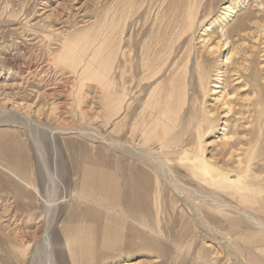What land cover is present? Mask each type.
I'll list each match as a JSON object with an SVG mask.
<instances>
[{"label":"rangeland","instance_id":"1","mask_svg":"<svg viewBox=\"0 0 264 264\" xmlns=\"http://www.w3.org/2000/svg\"><path fill=\"white\" fill-rule=\"evenodd\" d=\"M135 1H140L142 9L151 8V12L145 11L139 24L132 26L130 21L121 25L126 18L130 19L129 14H124L127 10L120 9L124 0H0V264H31L30 254L38 240L34 231L43 220L45 208L52 217L48 240L60 264H65L67 259L64 250L59 254L66 232L79 237L83 233L84 239L79 244L90 247L93 255L90 260L95 264H264L261 240L264 231L244 220L236 225L228 218L235 216L229 210L235 203L228 194L231 189L224 188L229 191L225 193L222 188H211L201 178L188 173L183 166L187 159L179 158L181 151L196 148L195 118L190 124L187 115L178 118L179 124L170 132L171 136L176 131L172 135L174 140L171 137V141L161 143L149 134L148 120L155 111L149 115L148 110L142 111L139 106L132 114H108L103 105L102 85L98 82H85L81 101L74 102L75 75L66 66L67 60L62 59L64 53L74 50L84 55L87 51L79 59L76 57L87 60L94 51L103 50L108 44L115 53L119 37L126 40L133 28L134 36L140 35L148 24L151 26L155 8L152 10L153 0ZM232 4L236 13L222 21L226 14L224 7ZM107 10L112 23L108 37ZM202 11V15L210 12L207 23L203 24L212 28L205 31L206 36L200 35L202 26L197 29L194 37L199 50L202 43L197 37L219 35L227 27L246 21L245 28L236 31L241 36L232 37L231 45L226 44L213 55L212 74L218 76L211 75L210 91L203 102L204 110L213 111L216 107L217 120L213 128L201 130L203 155L217 165H223L225 160L231 167L235 158L241 156V153L234 156L236 152L246 151L249 144L260 146L255 155L264 172V0H206ZM232 47L239 53L234 67L247 77L246 81L239 78L229 86L243 88L246 82L250 87L235 99V109L226 113L221 102L215 101L220 93H212V78L219 77L221 87L217 89L225 90L220 79L224 75V58ZM100 57L103 58L101 54ZM116 63L115 59L111 69L114 83L125 73L118 71ZM25 65L31 67V73L26 72ZM227 68L228 77L232 69ZM137 73L140 75L136 74L135 82H144L148 73L143 70ZM164 77L157 79L162 86L168 82ZM195 82L185 86L178 82V89L166 88L164 95L174 91L172 98L189 97L188 104L199 109L203 105L199 104L201 97L194 99L200 95ZM257 82H263L259 84L261 87ZM124 84L128 89L130 79ZM121 88L118 85L116 91ZM234 88L224 93L230 96L238 90ZM163 92L153 95L152 100ZM142 98L138 103L141 104ZM12 105L15 110L8 114H15L13 118L3 112ZM180 106L177 102V110ZM237 109L244 113L243 120L238 119L241 115L235 113ZM223 114L226 116L222 117ZM131 123H135L132 131ZM224 132L232 135V140L239 138L234 145L240 149L229 160L227 155H221ZM132 145L147 149L165 161L173 180L166 173L154 172L140 156L138 159L127 152ZM259 170L256 174H262ZM235 177L230 175L231 179ZM252 189L254 193L259 191V187ZM262 193L255 197L258 206L263 202ZM251 206L256 207L254 203ZM259 217L264 220V216ZM253 232L259 234L257 239ZM113 252H119L121 258L111 262ZM84 260H89V255Z\"/></svg>","mask_w":264,"mask_h":264},{"label":"bare ground","instance_id":"2","mask_svg":"<svg viewBox=\"0 0 264 264\" xmlns=\"http://www.w3.org/2000/svg\"><path fill=\"white\" fill-rule=\"evenodd\" d=\"M205 2L206 0H161L158 3V2H155V0H153L152 4L154 6L152 7V10H154L155 8V12L152 13L153 22L151 21V26H149L148 24V26L145 27L144 30L141 31L140 35L138 33L135 36H134L135 28H133L131 34L128 36L126 40H124L123 37H119L120 43L118 44L115 53H113L111 45L108 44V46L104 47L105 49L104 48L103 50L101 49L102 51L100 49H99L100 51H94L93 52L94 54L92 53V55L89 56L87 60H83V59L78 60L79 59L78 56L79 57H81L80 55L84 56L87 53V51L86 53L84 51V55H83L82 54L83 52L76 51L75 53L74 50L72 49H70L72 51L65 52L64 58L62 59L65 61L67 60L66 66L69 67L75 75V79L72 82L73 87H74V90H73L74 94L72 93L74 95V102L76 101V103L77 102L79 103V101H81V97L83 95L81 90L83 89L82 87L85 82H89V81H95V83L98 82L99 85L100 84L102 85L101 91L103 94V105L105 106V110L107 111L108 114H119L121 112H125V113L130 112V114H132L135 110L139 108V106L141 107L142 111L144 109L148 110L149 115H151L155 111L156 114L154 113L155 115L153 117L151 116V118L148 120L150 123L149 134L151 135L152 138L159 140L161 143L166 142V141H171L169 138H171L172 135L176 131L171 136H170V132H172L171 130L173 127H176V124H179L177 121L178 118L185 117L187 115L188 116L187 119H189V124L192 121V119L195 118L197 121L195 122L193 127L195 131L197 132L196 142H195L196 148H191L189 151L183 150L180 152L182 156H179V158L182 161H183L182 159L183 157L187 159L186 163L183 165L184 168L188 171V173L192 174L194 177L196 176V177H199V179L201 178L203 181H205L204 183L208 184L211 188H214V189L217 188L219 190L221 188L231 189L229 190L230 192L227 189H226L227 191H225V189L223 191H225V193L229 192L228 194L233 199H235L234 204L232 205L229 204L230 205L229 210L235 216L231 218L229 216L228 218L230 220H233V223L237 225L239 220L241 221L244 220L248 222V225L259 227V230L264 231V220L261 217H259V216H264V203H263L264 202V176H263L264 172L262 171L263 166L257 162L259 158L257 157V155H255L256 152H258V149L260 148V146L257 147V146H253L249 144L246 148V151L245 150L242 151L241 149L240 150L241 152H236L237 151L236 149H240V148L235 149L234 143L239 138L232 140L233 139L232 135H229V134L227 135V133L224 132L222 134L223 139L221 140V145H223L222 146L223 148L221 150V155H223V157L227 155V159L229 160V158L232 156V153L234 151L236 152L235 154L233 153L234 156L236 154L239 155L241 153L240 154L241 156L239 157L237 155L238 157H236L235 161H233L235 162V165L230 167L228 163L225 162V160H223L224 161L223 165L225 166L224 168L223 165H220V164L217 165L216 164L217 162H212L211 160L205 159V156L203 155V149L201 147L203 145L202 144L203 141L201 140V136H202L201 130L210 129L213 125H215V122L217 120L214 115L216 112V109H215L216 107L214 108L213 111L209 109L204 110V107L206 106H204L205 104L203 102L206 94H208V92L210 91V87H211L210 82L212 81L211 75L218 76V74H212L213 67H214V64L212 63H213V58H215L213 55L217 53L218 51H220L221 47H224L226 44L231 45L233 43L232 37L234 36L240 37L241 34H238L236 31L239 32V30L244 29L246 25V21H243L240 23L237 22V24L227 27L219 35L212 34L211 36H208V38L206 39H204V37L200 39L201 38L200 36L197 37L199 38L198 42L202 43L201 45L202 50H199L195 43V37H194L197 29L202 26L201 30L203 31L200 32V35H205L206 34L205 31H210V29L212 28L209 25L203 24L204 22L207 23L206 20H208L207 17L210 13L209 12L208 14H205V15L201 14L203 12L202 7ZM234 7L235 6L233 4L232 6L224 7L226 8V14H224L222 21L225 20V17H228L229 15H231V13H236L234 11ZM120 9L122 11L126 9L127 13H124V14H129L128 18H130L129 20H127L126 18L124 20V23H121V25L125 24L127 21L128 22L130 21V24L132 26L134 25L136 26V24H139L142 14L145 11L146 13L151 12L150 11L151 8L142 9L140 1H135V0H124V6L121 7ZM107 12L108 13L106 14L107 17L105 19V25L107 27L106 34L108 37L111 35V32H112V29H111L112 23H111V15L108 10ZM145 18L149 19V16L148 17L145 16ZM122 29H124V27L118 30L116 34L120 35L119 33ZM234 32L236 33L233 35ZM215 40L216 42L213 44ZM135 46H138V49L137 47L135 48ZM100 54L103 56V58L100 57ZM113 55H115V57H112ZM238 55H239L238 51L236 49H233L232 47L230 48L229 54L226 55L224 58V66H225L224 75H221L223 77H221L220 81L224 83L225 90L233 89L234 87L230 88L229 86L231 85L230 83H232L233 81L239 78L242 79L243 81L245 79L246 81L247 75L242 73V71L238 69V67H234L235 63H237L238 61L237 59ZM68 57L74 58L76 60L74 59L69 60L70 58ZM115 59L117 62L116 64H117L118 71L121 70L125 72L123 76H119L118 83L117 82L114 83L111 77L112 76L111 69H112L113 63L115 62ZM136 59H139V60H137L138 64L135 65ZM24 67L26 68V72L28 74L31 73L30 72L31 67L29 65H25ZM227 67L232 69L228 77H227V72H228ZM138 70L139 71L143 70L146 73H148L145 79L143 78L144 82H140V83L135 82V78L138 75L137 73ZM234 75H237V77L234 78L233 77ZM163 76H166V78L168 79V82L164 86H162V84L157 81L158 78L160 79ZM230 76L233 77V79L230 78ZM137 78H136V81H137ZM166 78L164 77V79ZM218 78L219 77L212 78L214 80V83H212V87H214L212 89L213 90L212 93H220V97L216 98L215 101L221 102L222 106L225 107L224 109L227 110L226 113L232 112L236 107L235 104H237L235 103V99L237 100L238 95L242 91L248 90L249 88L247 86L250 87V85L249 83L245 82L244 87L242 86L243 88H237V87L234 88L238 90L237 91L233 90L236 92L228 96V93H224L225 90L217 89L221 87L220 82L217 81ZM126 79H130V86L128 85L130 89L125 88L124 83ZM194 81L197 82L199 89H200V95L195 96L194 99L197 100L199 97H201L199 100V104L203 105V107L201 106V108L199 109L194 104L192 105L188 104L189 101L187 99H189V97L186 99L185 98L182 99L180 97L181 98L180 100L177 99V97L172 98V96L174 95L173 94L174 91L173 93L164 95V93H166V91H164L166 88H168L169 90L171 88L178 89L179 88L177 87L178 82L183 83V86H185V83H189V85H192ZM155 82H158V83H155ZM262 83L260 84L257 82L258 85L259 84L262 85ZM117 84L122 87L119 91H116V88L118 86ZM123 88L125 89L123 90ZM134 89H136L137 91H133ZM185 91L186 89L184 88L183 93ZM161 92H163V94L157 96L156 99L152 100L153 95L159 94ZM7 97L5 98L8 99L9 97L8 98ZM139 98L144 99L141 102V104L138 103ZM177 102H179V104L181 103V106L179 107L178 110H177ZM14 105H12L10 109L3 110V112L7 113V115L5 116L11 117V118L15 116V114L13 116L8 114L9 112L15 110V109H12V108H15ZM252 106H254V103ZM254 111H256V109ZM78 112H81V111L78 110ZM170 112H171V115L169 117ZM51 113H53V110H51ZM235 113H238L239 115H241V118H238L239 120L241 119L243 120L242 115L244 113H242L239 110L236 111ZM225 116L226 115L223 114L222 117H225ZM80 117L81 119L86 120V118L83 115H80ZM96 118L97 116L94 117V119ZM251 122L252 121H250L249 123ZM134 124L135 123L130 124V131L134 130V127H133ZM250 125L252 126V124ZM258 125L260 127L261 124L259 123ZM184 126L183 128H186V127L189 128V126H186V127ZM254 129L252 130L254 131ZM257 130H255V132ZM259 133H260V129H259ZM186 134L188 135V133ZM253 137H255V135H253ZM171 139L174 140L173 137ZM121 148L127 151L126 148H123V147ZM129 148H131V151H127V152H131L132 155H136L135 157L138 159L141 158L140 160L144 162L145 164H147L150 168H152L154 172L156 171L158 174L166 173L168 178L171 181L173 180L172 177L174 175L173 176L170 175V170H169V167L167 166V163L163 161L162 159H160L159 157H157L155 153H151L149 150L144 149V148L139 149L135 145H132ZM161 150H162V147H161ZM179 150H181V148ZM257 168L260 169L259 172H261L262 174H256ZM230 175H236V177L234 179H231ZM253 186L259 187L258 193L253 192L254 189H257V188L252 189ZM260 191L263 192L262 193L263 197H261V199L263 200H260L263 202H259L261 206L260 204L258 206V199L256 198L258 194L261 193ZM185 193L189 194V191L185 190ZM252 203H254V206H256L255 208L251 206ZM49 218H50L49 209L45 208V214L42 218L43 220H41V222L39 223V225H37L34 231V237L37 236L36 238H38V240L35 242L34 249L32 253L30 254L29 261H31V264H60L59 261L57 260L56 254L53 253L51 249L50 241L48 240L49 225H50V222H52L49 220ZM67 233L68 232L64 234L62 233L64 246H63V249L59 251V254L61 253L63 254V250L66 253L68 260L66 259L65 264H79V263L80 264H95L96 263L95 261L90 260V258L93 256L91 252H89L90 247L85 246L84 243L82 242L81 244H79L80 243L79 240L84 239V238H81V236H83L82 235L83 233L81 234L80 237L76 233L74 234L69 233V235ZM255 235H257V233L253 232L252 236L254 237ZM258 235L255 236L256 239ZM261 240L264 241V237H261ZM82 244H83V247L80 246ZM19 245L21 246L22 244H19ZM86 255H89L90 261L84 260ZM120 258H121V255L119 252H113V254H111V257H110L111 262L119 260ZM101 260H102V257H101Z\"/></svg>","mask_w":264,"mask_h":264}]
</instances>
